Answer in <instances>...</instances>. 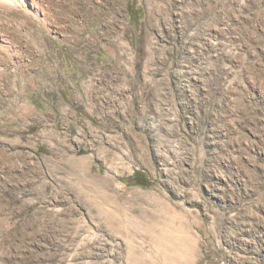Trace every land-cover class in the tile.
<instances>
[{"label": "rangeland", "instance_id": "rangeland-1", "mask_svg": "<svg viewBox=\"0 0 264 264\" xmlns=\"http://www.w3.org/2000/svg\"><path fill=\"white\" fill-rule=\"evenodd\" d=\"M21 1L0 264H264V0Z\"/></svg>", "mask_w": 264, "mask_h": 264}, {"label": "bare ground", "instance_id": "bare-ground-1", "mask_svg": "<svg viewBox=\"0 0 264 264\" xmlns=\"http://www.w3.org/2000/svg\"><path fill=\"white\" fill-rule=\"evenodd\" d=\"M7 2H2V0H0V7H3L4 10H6L7 12H12V13H16L18 16L19 19H21L22 22L24 21H37L36 20V17L37 15L36 14H32L31 12L29 11H24L22 9L18 10L17 9V6H22L24 4V1H21V0H6ZM39 2L37 0H33V5L36 7L38 6ZM40 6V5H39ZM17 11H21L20 13H17ZM3 38V37H2ZM5 42H7V38H4L3 39Z\"/></svg>", "mask_w": 264, "mask_h": 264}]
</instances>
